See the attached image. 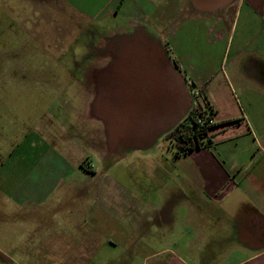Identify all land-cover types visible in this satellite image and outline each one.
<instances>
[{
    "label": "crops",
    "instance_id": "1",
    "mask_svg": "<svg viewBox=\"0 0 264 264\" xmlns=\"http://www.w3.org/2000/svg\"><path fill=\"white\" fill-rule=\"evenodd\" d=\"M26 1L116 20L95 108L112 92L126 109L110 106L115 123L88 139L45 113L0 142L1 203L48 221L16 264H264V0ZM192 91L212 110L208 145H151Z\"/></svg>",
    "mask_w": 264,
    "mask_h": 264
},
{
    "label": "rangeland",
    "instance_id": "2",
    "mask_svg": "<svg viewBox=\"0 0 264 264\" xmlns=\"http://www.w3.org/2000/svg\"><path fill=\"white\" fill-rule=\"evenodd\" d=\"M73 4L79 8V3ZM116 26V20L112 23L94 14L78 15L69 3H0L1 144L11 140V131L29 128L32 120L34 126L36 115L45 113L51 115L55 126L67 125L75 139L79 131L74 132V123L77 129L79 124L88 131L87 139L95 125L111 129L115 120L109 107L121 112L126 107L125 100L111 92L107 111L100 113L95 107L99 96L105 100L111 91L100 44L108 40L107 33ZM85 100L90 107L88 115L84 113ZM192 108L195 110L194 103ZM188 111L184 110L182 116L186 117ZM166 133L155 132L149 143L175 147L165 138ZM129 141L133 143L132 138ZM86 145L88 159L100 171L107 162L103 163L88 142ZM125 154L118 153V158L126 161ZM14 209L0 201V264H16L26 255L23 251L35 237V230L48 224L47 218L41 216L31 224L27 212Z\"/></svg>",
    "mask_w": 264,
    "mask_h": 264
},
{
    "label": "trees",
    "instance_id": "3",
    "mask_svg": "<svg viewBox=\"0 0 264 264\" xmlns=\"http://www.w3.org/2000/svg\"><path fill=\"white\" fill-rule=\"evenodd\" d=\"M197 102L198 106L203 109V113H206V119H209L212 115L211 108L203 100ZM196 110V107L195 110L191 107L186 117L165 135V138L170 140L175 146V155L205 147L209 143L207 134L212 123H207L200 119L198 121Z\"/></svg>",
    "mask_w": 264,
    "mask_h": 264
},
{
    "label": "built area",
    "instance_id": "4",
    "mask_svg": "<svg viewBox=\"0 0 264 264\" xmlns=\"http://www.w3.org/2000/svg\"><path fill=\"white\" fill-rule=\"evenodd\" d=\"M192 96L194 98V104H195V107H196V117L198 118V121L202 120V121H205L207 123H212V120L209 118V119H206V113H203V109L198 106V102H197V92L196 91H192ZM200 119V120H199Z\"/></svg>",
    "mask_w": 264,
    "mask_h": 264
}]
</instances>
